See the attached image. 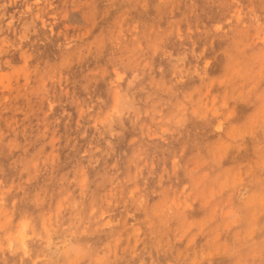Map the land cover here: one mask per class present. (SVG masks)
<instances>
[{"label": "rangeland", "instance_id": "rangeland-1", "mask_svg": "<svg viewBox=\"0 0 264 264\" xmlns=\"http://www.w3.org/2000/svg\"><path fill=\"white\" fill-rule=\"evenodd\" d=\"M0 264H264V0H0Z\"/></svg>", "mask_w": 264, "mask_h": 264}]
</instances>
